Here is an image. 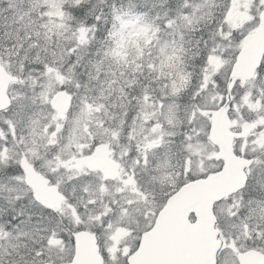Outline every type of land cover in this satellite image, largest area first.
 Masks as SVG:
<instances>
[{
    "label": "snow or ice",
    "instance_id": "snow-or-ice-1",
    "mask_svg": "<svg viewBox=\"0 0 264 264\" xmlns=\"http://www.w3.org/2000/svg\"><path fill=\"white\" fill-rule=\"evenodd\" d=\"M0 264H264V0H0Z\"/></svg>",
    "mask_w": 264,
    "mask_h": 264
}]
</instances>
